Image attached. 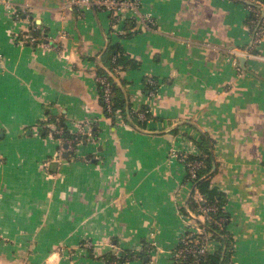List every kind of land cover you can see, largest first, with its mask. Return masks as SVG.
Returning <instances> with one entry per match:
<instances>
[{"label":"crops","instance_id":"0c3cea01","mask_svg":"<svg viewBox=\"0 0 264 264\" xmlns=\"http://www.w3.org/2000/svg\"><path fill=\"white\" fill-rule=\"evenodd\" d=\"M9 1L27 16L0 3V264H106L108 253L174 264L196 222L183 213L192 185L170 151L203 140L226 198L231 262L264 264V37L258 56L234 53L251 41L244 6L140 0L146 26L132 10L115 18L71 0ZM34 26L50 45L20 42ZM115 42L138 65L113 75L127 120L112 124L95 76ZM130 106L145 108L144 127ZM64 129L84 137L70 144Z\"/></svg>","mask_w":264,"mask_h":264},{"label":"built area","instance_id":"2783aa9c","mask_svg":"<svg viewBox=\"0 0 264 264\" xmlns=\"http://www.w3.org/2000/svg\"><path fill=\"white\" fill-rule=\"evenodd\" d=\"M72 3L81 5L84 8H95L101 10H108L115 18L118 17V14L123 13L125 10H132L135 14H141L139 11L140 0H71ZM241 3L246 10V26L250 30L251 41L250 44L240 51H234L236 54H242L245 56H258L255 48L259 42L264 37V3L261 0H235ZM0 3L3 4L6 11L10 14H13L17 19L20 16L26 15V11L22 8L16 9L13 7L12 3L9 0H0ZM141 23L146 26H151L153 21L150 15L141 14ZM35 34L26 36L25 39L21 38L20 42H30L36 43L42 41L44 45H50L52 37L45 34L43 31H38L37 26H34ZM59 37H62L63 34L58 32ZM114 60V57H113ZM236 65V64H235ZM237 66V65H236ZM239 69V67H236ZM113 70L118 71L116 66L113 67ZM112 74V73H109ZM113 75V74H112ZM95 82L100 83L102 87V97L106 104V110L111 111V81L108 74L96 75ZM152 93V91H151ZM141 118H144V112L139 110L136 112ZM121 120V113L119 111L115 112L114 121ZM78 128L84 127L83 123H77ZM78 134L72 139L67 140L68 143H73L78 140ZM187 152L179 151L178 149H172L170 151V158H178L183 163L185 167L186 175H189L191 178L195 177L197 170L203 166V157L206 155L201 152V150L192 151L191 154H195L198 158L187 159ZM189 180H187L188 182ZM191 184V183H190ZM192 185V184H191ZM192 199L196 203V209L188 211V214L195 219V226L187 224L186 229L182 232L180 240V246L171 253V258L175 264H183L186 258L190 255H199L204 254L205 252L212 251L211 246L209 245L212 240L219 244L218 239L214 238L211 232L206 226V222L211 220L219 226L222 225V222L225 220V217L213 218L212 213L217 209L216 204H204L202 196L197 192V189L192 185ZM191 227H195L191 229ZM198 234L197 239L193 242L189 237L193 234ZM192 264V263H189Z\"/></svg>","mask_w":264,"mask_h":264},{"label":"trees","instance_id":"16d2710c","mask_svg":"<svg viewBox=\"0 0 264 264\" xmlns=\"http://www.w3.org/2000/svg\"><path fill=\"white\" fill-rule=\"evenodd\" d=\"M247 23V20H246ZM126 35H131V32L127 33ZM106 59L104 63L107 69H103V67H99L96 70V75H104L108 74L110 81H111V111L106 110V104L102 97V87L100 83H96L97 90H98V97L100 101V105L102 107V115L105 119H107L112 124L114 123V115L116 111H119L123 117V120H127L126 116V98L123 94L121 88L116 84L113 79V75L117 74L118 71L113 70V67L116 66L118 70L120 68H135L137 67L138 63L133 58L127 56L120 45L115 42L109 44L106 52ZM114 57V60H113ZM112 73V74H109ZM150 86V85H149ZM145 116L141 118L130 106L129 107V115L132 121L136 122L139 127H144L146 119L149 117L147 111L142 109ZM93 134L96 133V129H92ZM65 139H71L75 135L71 134L69 131L64 129L60 134ZM84 137L83 135L78 136L79 138ZM73 142L75 145L77 142ZM199 150L205 153L206 155L203 157V166L197 170V174L195 177L191 178L189 175H186V181L191 183L196 189L197 192L202 196L204 204H216L217 209L212 213L213 218L225 217V220L222 222V225L219 226L218 224L214 223L213 221L209 220L206 222V226L208 230L211 232L212 236L218 239L219 244L217 249L213 251L205 252L204 254L199 255H190L183 260L184 263H192V264H232L231 262V255L234 250V241L232 235L229 233L227 229L228 214L225 211L224 204L226 201L225 194L218 189L216 185H214V177H215V170L213 171V156L211 151V144L207 140H203L197 144ZM187 159L198 158L197 155L188 153L186 155ZM193 192V191H192ZM189 207L190 210L196 209V203L191 198L189 200ZM186 215L188 211L183 212ZM198 234L193 233L189 239L193 242V240L197 239ZM131 256L129 254L121 253L120 255L114 253H108L105 255L106 257V264H122L126 257ZM175 264V263H174Z\"/></svg>","mask_w":264,"mask_h":264},{"label":"water","instance_id":"95a60500","mask_svg":"<svg viewBox=\"0 0 264 264\" xmlns=\"http://www.w3.org/2000/svg\"><path fill=\"white\" fill-rule=\"evenodd\" d=\"M244 56H245V55H241V56H240V59L243 60V59L245 58ZM67 146H68V144L65 143V144H64V147L67 148Z\"/></svg>","mask_w":264,"mask_h":264},{"label":"rangeland","instance_id":"374dc122","mask_svg":"<svg viewBox=\"0 0 264 264\" xmlns=\"http://www.w3.org/2000/svg\"><path fill=\"white\" fill-rule=\"evenodd\" d=\"M237 50V49H236ZM237 51H239V50H237Z\"/></svg>","mask_w":264,"mask_h":264}]
</instances>
